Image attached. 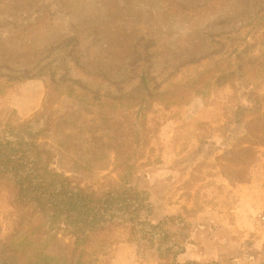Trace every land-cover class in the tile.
Segmentation results:
<instances>
[{"label": "rangeland", "instance_id": "374dc122", "mask_svg": "<svg viewBox=\"0 0 264 264\" xmlns=\"http://www.w3.org/2000/svg\"><path fill=\"white\" fill-rule=\"evenodd\" d=\"M227 59L236 74L201 92L189 88ZM235 75L258 77L248 88L264 95V0H0V118H28L54 87V165L97 187L115 178L116 153L142 130L149 165L139 185L150 194L154 220L185 205L233 221L243 183L230 185L220 172L245 133L243 123L229 124L235 105H247ZM2 76L9 77L4 88ZM142 99L150 105L138 122ZM257 148L262 161L249 182L264 180V146ZM253 221L254 230L232 238L247 242L264 230V204ZM35 225L19 219L13 191L0 180V264H20L13 250L21 244L40 251L46 237L31 231ZM193 239L200 264L243 262L231 243L223 247L228 256L203 260L202 241ZM95 242L105 246L106 264H159L155 249L137 253L123 232Z\"/></svg>", "mask_w": 264, "mask_h": 264}, {"label": "trees", "instance_id": "16d2710c", "mask_svg": "<svg viewBox=\"0 0 264 264\" xmlns=\"http://www.w3.org/2000/svg\"><path fill=\"white\" fill-rule=\"evenodd\" d=\"M232 64L231 59L218 64L189 88L201 92L219 85L225 75L236 74ZM235 78L245 90L247 105L237 103L229 121V124L243 123L245 126V133L236 137L226 152L228 165L221 167L220 173L230 185L251 180L254 166L262 161L257 147L264 146V95L254 91L253 86L248 88L258 77L235 75ZM1 79L4 88L9 77ZM58 98V91L50 87L40 109L28 118H0V180L13 191V204L19 219L24 217L35 222L31 231L46 237L45 242L38 241L40 251H26L24 244L13 250L20 264H93L100 261L106 264L103 260L105 246L95 242L96 237L105 232H123L127 241L137 245V253L155 249L159 264H200L197 259L180 258L194 245L193 225L189 219L200 212V208L181 205L179 212L157 220L151 217L150 194L139 185L144 176L140 169L149 165V161H142L147 143L142 130L124 152L116 153L112 169L115 178L103 177L99 187L85 183L75 173L56 169V152L48 138L54 126ZM149 105L148 99L140 101L136 111L138 122ZM231 166L239 169L232 170ZM262 167L264 170V163ZM192 176L190 172L189 179ZM65 237L70 238V242L65 243ZM95 257H102V260H93Z\"/></svg>", "mask_w": 264, "mask_h": 264}, {"label": "crops", "instance_id": "0c3cea01", "mask_svg": "<svg viewBox=\"0 0 264 264\" xmlns=\"http://www.w3.org/2000/svg\"><path fill=\"white\" fill-rule=\"evenodd\" d=\"M213 158L214 156L210 157V159ZM238 190H241L239 193L241 200L234 209L232 208L233 221L231 223L228 220L226 221L223 213L218 214L210 209L202 210L189 219L193 225L192 237L199 235V239L202 241L201 255L203 260H208L212 256L220 258L228 256L225 253L228 251L223 247L231 243L232 246L241 249L242 264H264V230L257 229L260 230L258 236L247 242L240 243L232 238L238 230H254L253 216L264 204V180H254L240 184ZM249 195L251 199L248 200ZM249 214L253 215L252 218H248ZM202 232H205V234H202ZM193 247L194 245L188 247L180 258L199 260L200 256L195 253Z\"/></svg>", "mask_w": 264, "mask_h": 264}]
</instances>
